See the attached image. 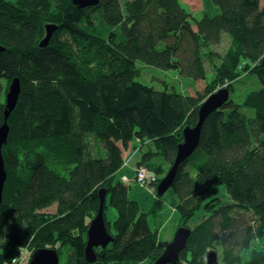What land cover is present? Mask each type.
I'll use <instances>...</instances> for the list:
<instances>
[{
    "label": "trees",
    "instance_id": "16d2710c",
    "mask_svg": "<svg viewBox=\"0 0 264 264\" xmlns=\"http://www.w3.org/2000/svg\"><path fill=\"white\" fill-rule=\"evenodd\" d=\"M202 2L199 17L180 0H100L84 9L73 0H0V127L10 85L21 82L3 147L0 264H16L19 249L33 245L34 252L56 249L60 264H154L166 247L160 232L114 177L140 153L130 179L146 169V186L157 188L184 129L196 126L203 103L222 88L229 101L207 118L171 188L178 228L191 229L203 208L209 216L191 229L180 262L206 264L219 242L223 264H264V0ZM47 25L58 30L41 48ZM225 37L230 46L221 55L213 47ZM139 63L205 89L192 96L149 85ZM101 189L105 220L108 203L117 212L106 220L115 240L89 262L87 231ZM54 205L56 214H42Z\"/></svg>",
    "mask_w": 264,
    "mask_h": 264
},
{
    "label": "water",
    "instance_id": "95a60500",
    "mask_svg": "<svg viewBox=\"0 0 264 264\" xmlns=\"http://www.w3.org/2000/svg\"><path fill=\"white\" fill-rule=\"evenodd\" d=\"M74 5L79 9L94 7L99 5L100 0H73ZM58 30L56 25H47L46 37L41 42V48L47 47ZM4 48L0 46V52ZM261 65H264V57L261 60ZM21 94V82L19 78L13 79L9 92L6 96V111L4 123L0 127V201L4 186L7 181V172L5 168V160L3 157V147L8 143L10 127L8 119L11 113L15 110ZM230 99V92L228 88H222L210 95L203 103L199 110V120L194 128L186 127L183 131V142L178 146L175 162L167 173V175L160 181L156 188V195L162 198L172 188L176 179L178 169L183 162L189 159L200 145L202 129L207 118L223 107ZM106 189H101L99 193L100 206L97 215L90 222L87 231V244L85 249L86 259L89 262H95L97 258L96 249H106L115 240V237L108 231L106 226L104 206L106 199ZM191 236V229L180 227L177 229L174 238L169 243L162 255L156 260L154 264H181L180 255L186 249L188 240ZM29 264H60V256L56 249H38L31 256ZM206 264H220L219 255L216 250H211L206 255Z\"/></svg>",
    "mask_w": 264,
    "mask_h": 264
},
{
    "label": "rangeland",
    "instance_id": "374dc122",
    "mask_svg": "<svg viewBox=\"0 0 264 264\" xmlns=\"http://www.w3.org/2000/svg\"><path fill=\"white\" fill-rule=\"evenodd\" d=\"M128 0H123V3L127 2ZM181 3L187 7L194 15H200L202 16L203 11V2L202 0H180ZM230 46V41L228 37H225L220 45L214 46L213 50L217 53L224 55V53L227 51V49ZM139 68L142 69L143 74V80L144 82L149 83V85H153L157 88H164L165 85H169L170 87H176L177 91L179 93H182L184 95H196L197 91H204L205 84L201 82L200 84L196 83L194 80L183 78L180 76V74L177 71H165L161 70L155 67L146 66L142 63H139ZM208 70L210 73H212L211 67L208 65ZM3 100L5 97V91L7 88V83L3 82ZM250 114H253L252 111H249ZM246 112L244 111V114ZM148 145H145V148H147ZM144 150H147L145 149ZM141 158V154L138 153L136 156H134V162L133 167L136 165L137 161ZM136 168H134V171H130L129 167H126L121 169L118 173H116L114 177L115 182H119L122 180V175H130L133 176V174L136 173ZM124 184L126 182L122 181ZM130 187L129 190V198L130 200L138 203L141 211L143 213L147 214L148 222L150 224V227L152 230H159L160 237L162 242L165 246H167L169 243L172 242L174 235L179 227L180 224V214L176 210V199L175 195L172 189H170L164 196V205L163 208L157 212L154 213L152 210L155 205V201L157 199L156 195V188L155 187H147L146 184H141L137 181H134L133 183H127ZM218 200H222L224 203H227V198H224V195H222V191L217 194ZM215 199V198H214ZM57 212L56 205L47 208L42 211V214H46L48 216H53ZM208 213L206 212L205 208L201 209L199 213L195 215L193 220L188 224V226L192 229L195 227L196 222H201L205 218L208 219ZM107 219L108 221H112L109 219L111 216L112 218H115L117 216L116 210L110 206V203L107 204ZM255 245H260V243L257 241ZM35 245L29 246V247H23L19 249V255H18V264H29V259L31 256V253L34 252ZM255 247V246H254ZM214 250L218 251L219 255V262L220 264H223V251L220 243H216ZM251 251H248L246 253H243L242 259H247V256L250 255ZM66 259L63 258L61 264H65ZM144 264V263H143Z\"/></svg>",
    "mask_w": 264,
    "mask_h": 264
},
{
    "label": "built area",
    "instance_id": "2783aa9c",
    "mask_svg": "<svg viewBox=\"0 0 264 264\" xmlns=\"http://www.w3.org/2000/svg\"><path fill=\"white\" fill-rule=\"evenodd\" d=\"M149 178H151V176L148 174L147 170L146 169H141V170H139V173L137 175V180L136 181L144 185V184L147 183V181L149 183ZM155 180H156L155 177H153L151 179V181H155ZM123 181L126 182V183H131L132 182V180L130 178H128V177H124ZM17 263H18V259H16V264Z\"/></svg>",
    "mask_w": 264,
    "mask_h": 264
},
{
    "label": "crops",
    "instance_id": "0c3cea01",
    "mask_svg": "<svg viewBox=\"0 0 264 264\" xmlns=\"http://www.w3.org/2000/svg\"><path fill=\"white\" fill-rule=\"evenodd\" d=\"M138 153H135V155H131L129 158H128V164L126 165V167H129V169H130V171H134V168H136L137 166H138V163H139V160L137 161V163H136V165L133 167V162H134V156H136ZM126 167H123L122 169L124 170V168H126ZM133 176H134V174H133ZM133 176H130V175H126V174H123L122 175V180H123V178L124 177H128V178H130V177H133ZM121 180V181H122Z\"/></svg>",
    "mask_w": 264,
    "mask_h": 264
}]
</instances>
